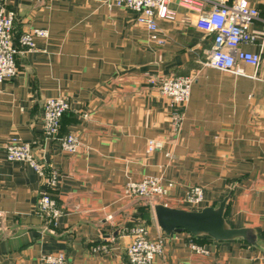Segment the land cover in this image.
<instances>
[{"label":"crops","instance_id":"crops-1","mask_svg":"<svg viewBox=\"0 0 264 264\" xmlns=\"http://www.w3.org/2000/svg\"><path fill=\"white\" fill-rule=\"evenodd\" d=\"M2 1L16 13L20 52L17 75L0 84V264H47L42 258L59 252L67 264H130L137 225L150 239L165 237L154 264H264V0H248L261 14L251 26L258 41L241 47L262 61L239 63V74L207 65L213 39L196 26L198 13L177 0L170 5L177 20L157 22L162 45L134 11L106 0ZM34 27L49 36L23 52L19 39ZM183 75L196 80L177 131L168 98L150 79ZM53 97L70 100L60 135L79 136L77 154L44 137V103ZM14 136L60 175L56 221L36 211L45 189L40 175L7 159L4 144ZM150 139L164 149L148 154ZM144 177L175 182L169 207L194 210L182 200L195 185L205 189L197 210L228 198L226 222L250 230L251 241L166 234L155 216L162 201L125 196L126 184Z\"/></svg>","mask_w":264,"mask_h":264},{"label":"built area","instance_id":"built-area-1","mask_svg":"<svg viewBox=\"0 0 264 264\" xmlns=\"http://www.w3.org/2000/svg\"><path fill=\"white\" fill-rule=\"evenodd\" d=\"M109 7L117 6L130 9L137 14L136 22L151 32V39L164 44L158 32L159 20L176 21L177 12L170 5L174 0H106ZM181 7L198 13L196 26L213 39L209 51L207 65L221 71L243 73L239 63L258 67L262 61L261 54L243 50V45L255 44L258 35L251 30L254 22L261 20L260 10L250 5L248 0H177ZM16 13L0 0V84L10 80L18 73L16 56L20 52L14 42V22ZM264 22V20H263ZM49 36L47 29L30 28L19 39L23 52L36 49V39ZM196 80L194 75L169 76L161 79H150L162 96L168 98L173 109L172 125L179 131L182 121L181 109L190 99L191 89ZM68 97H53L44 103L43 133L46 140H58L61 148L68 154H77L82 145L76 134L60 135L63 116L70 111ZM90 112L84 114L85 118ZM7 159L13 162L29 164L42 178L45 189L37 206V213L51 221H56L62 214L55 198L60 184V175L37 159L31 143L24 142L14 136L5 144ZM164 149V142L150 139L147 153L152 154ZM169 156L170 153H167ZM176 184L168 181L165 185L157 177H144L141 180L126 184L124 193L127 197L147 199L152 203L162 201L168 206V198ZM205 189L201 185L189 187L185 191L182 202L194 210L199 209L204 201ZM2 217V212H0ZM132 241L127 248L130 264H154L155 260L165 252V237L150 239L148 228L137 225L131 228ZM191 247L201 255L208 251L199 245ZM47 264H67L64 253L50 254L42 259Z\"/></svg>","mask_w":264,"mask_h":264},{"label":"water","instance_id":"water-1","mask_svg":"<svg viewBox=\"0 0 264 264\" xmlns=\"http://www.w3.org/2000/svg\"><path fill=\"white\" fill-rule=\"evenodd\" d=\"M228 198L218 207L201 210L173 208L164 204L155 206L159 227L168 235L173 232H188L193 236L206 235L215 241L244 238L251 241V231L245 228H231L226 222L225 209Z\"/></svg>","mask_w":264,"mask_h":264},{"label":"rangeland","instance_id":"rangeland-1","mask_svg":"<svg viewBox=\"0 0 264 264\" xmlns=\"http://www.w3.org/2000/svg\"><path fill=\"white\" fill-rule=\"evenodd\" d=\"M84 114H85V113H83V116H84ZM84 118H85V117H84ZM54 254H56V253H54ZM64 254H65V253H64ZM46 256H47V255H46ZM65 256H66V258H67V255H66V254H65ZM44 257H45V256H44ZM42 259H43V258H42ZM45 263H46V262H45ZM129 263H130V261H129Z\"/></svg>","mask_w":264,"mask_h":264},{"label":"trees","instance_id":"trees-1","mask_svg":"<svg viewBox=\"0 0 264 264\" xmlns=\"http://www.w3.org/2000/svg\"><path fill=\"white\" fill-rule=\"evenodd\" d=\"M63 119V118H62ZM62 123V122H61Z\"/></svg>","mask_w":264,"mask_h":264}]
</instances>
